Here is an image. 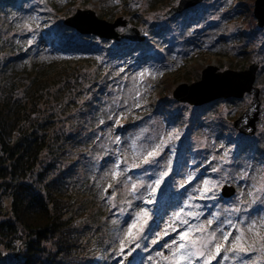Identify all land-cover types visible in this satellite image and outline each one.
<instances>
[{"label": "rangeland", "instance_id": "374dc122", "mask_svg": "<svg viewBox=\"0 0 264 264\" xmlns=\"http://www.w3.org/2000/svg\"><path fill=\"white\" fill-rule=\"evenodd\" d=\"M147 1L84 0L73 9H90L110 22L120 17L126 24L116 28L118 32L132 26L151 41V55H129L106 67L117 82L111 89L112 102L102 110L105 132L95 150L103 161L92 183L98 186L97 200L102 199L108 218L101 217L100 227L107 226L100 234L105 244L94 250L93 263L264 264V111L258 115L261 125L256 123L254 134L246 136L232 127V121L249 106L250 95L236 102L220 99L214 108L209 103H179L171 96L178 84L199 80L206 66L217 71H243L253 63L261 67L264 56L256 49L264 41V27L258 28L252 16L254 0H203L171 17L164 13L179 0H159L152 8ZM40 20L36 10L29 12L19 21V31L38 36ZM256 30L258 36L248 41ZM38 46V57L32 61L40 66L35 71L39 78L51 79L61 67L86 66L74 54L55 56L42 41ZM259 67L253 85L264 110ZM246 138H257L262 151L249 147ZM163 173L167 175L160 179ZM225 184L234 188L227 199L220 195ZM6 204L5 199L4 209ZM181 233L187 240H181ZM237 236L241 239L234 244ZM193 240L194 248L176 251L180 243L190 246ZM204 240L209 243L201 249ZM216 244L223 245L218 255ZM198 249L203 256L185 254ZM6 253L0 246V262L14 259L13 251Z\"/></svg>", "mask_w": 264, "mask_h": 264}, {"label": "trees", "instance_id": "16d2710c", "mask_svg": "<svg viewBox=\"0 0 264 264\" xmlns=\"http://www.w3.org/2000/svg\"><path fill=\"white\" fill-rule=\"evenodd\" d=\"M79 1L0 0V246L14 257L0 264H94L96 247L105 244V210L92 182L103 161L95 150L105 132L102 110L117 82L106 67L129 55H151V41L79 34L63 25ZM157 1L148 0V8ZM33 10L41 18L38 36L19 31V21ZM39 40L51 54H74L86 66L61 67L51 79L39 78L40 66L32 61ZM256 50L264 56V41ZM216 102L221 100L209 104L214 108ZM245 140L262 151L257 138Z\"/></svg>", "mask_w": 264, "mask_h": 264}, {"label": "water", "instance_id": "95a60500", "mask_svg": "<svg viewBox=\"0 0 264 264\" xmlns=\"http://www.w3.org/2000/svg\"><path fill=\"white\" fill-rule=\"evenodd\" d=\"M201 1L203 0H179L176 6L170 7L164 14L166 17H171L197 5ZM252 16L256 20L258 28L264 27V0H254ZM125 24L126 20L120 17L112 22L100 19L90 9H77L63 20V25L74 29L79 34L93 35L101 40H127L132 42L145 40L146 34H140L135 27L130 26L122 32L116 30L118 27H124ZM258 67V63H253L243 71L229 69L217 71L215 66H206L201 71L199 80L190 84H178L172 90L171 96L179 103L201 106L215 99H238L244 94L250 95L249 106L232 121V127L242 135L251 136L255 132L256 123L261 125L258 115L264 111L259 108L258 88L253 85ZM124 126L120 125V128ZM108 192L109 190L106 193ZM220 194L223 198H229L234 194V188L230 184H225L221 187Z\"/></svg>", "mask_w": 264, "mask_h": 264}, {"label": "snow or ice", "instance_id": "6c2138e0", "mask_svg": "<svg viewBox=\"0 0 264 264\" xmlns=\"http://www.w3.org/2000/svg\"><path fill=\"white\" fill-rule=\"evenodd\" d=\"M154 153H155V150H153L152 152H149V153H148V156H153ZM148 162H149L148 160H145V163H148ZM165 175H167V173H163V174L161 175V178H160V179H163V176H165ZM205 183H207V181H206ZM159 184H160V180H157V181L155 182V185L158 187ZM109 187H111V185H110ZM135 188H136V185H133V190H135ZM143 214H144V215H147L146 212H144ZM184 223H187V221H184ZM208 223L211 224L212 221H208ZM129 234H131V227H129ZM165 234H167V233H165ZM212 237L215 238V232L212 233ZM180 238H181L182 241H185V240H187V235H186L185 233H181V234H180ZM223 239H224V241H227V240H228V234L225 233V234L223 235ZM240 239H241V237L237 236V237L235 238V240L233 241V243H234V244H237V243L240 241ZM173 243H176V242L173 241ZM196 243H197V241L193 240V241H191V244H190V246H189V245H187V244H185V243L182 242V243L179 244V246H178V248L176 249V251L179 252L180 250L185 249V248H187V247H192V248H194L195 245H196ZM208 243H209V241H207V240L200 241L201 249H203L204 247H206ZM137 246H138V245H137ZM215 247H216V254L218 255L219 252H220V249L223 247V245H222V244H216ZM241 250H243V249H241ZM197 253L199 254V256H203V255H204V252H203L202 250H200V249H198L197 252H193V251H190V250H189V251H187L185 254H186L187 256L191 257V256H193V255H197ZM213 258H214V257H213ZM176 264H179V262L177 261Z\"/></svg>", "mask_w": 264, "mask_h": 264}]
</instances>
